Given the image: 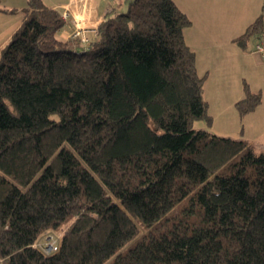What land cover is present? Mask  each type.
Returning <instances> with one entry per match:
<instances>
[{"label":"trees","instance_id":"trees-1","mask_svg":"<svg viewBox=\"0 0 264 264\" xmlns=\"http://www.w3.org/2000/svg\"><path fill=\"white\" fill-rule=\"evenodd\" d=\"M125 4L84 47L43 0H0L22 13L0 46V264H264V148L193 126L212 116L176 2ZM242 89L240 119L262 101Z\"/></svg>","mask_w":264,"mask_h":264},{"label":"crops","instance_id":"crops-1","mask_svg":"<svg viewBox=\"0 0 264 264\" xmlns=\"http://www.w3.org/2000/svg\"><path fill=\"white\" fill-rule=\"evenodd\" d=\"M127 0H43L46 5L66 11L65 25L58 31L61 39L71 38L76 30L74 16L84 17L83 25L96 26L102 21L113 5L124 6ZM191 20L184 28L186 44L194 50L196 66L200 74H205L204 98L212 119L232 115L236 132L241 138L264 148V56L253 52L256 37L246 47H242L235 38L243 33L249 23L261 15L264 36V0H174ZM26 2V0H25ZM15 0H2L5 7H22ZM61 8V10H60ZM21 12L0 11V46L8 40L19 26ZM83 29V28H82ZM91 29L79 31L88 39L95 34ZM87 42H82L85 47ZM81 44V45H82ZM82 45V46H83ZM209 79V83H208ZM251 89L260 90L261 103L241 119L234 106L235 101L243 96V82ZM208 83V89H206ZM207 93V94H206ZM208 95V96H207ZM242 126L239 130L238 126Z\"/></svg>","mask_w":264,"mask_h":264},{"label":"rangeland","instance_id":"rangeland-1","mask_svg":"<svg viewBox=\"0 0 264 264\" xmlns=\"http://www.w3.org/2000/svg\"><path fill=\"white\" fill-rule=\"evenodd\" d=\"M18 1L20 4L24 3L25 0H15ZM49 1H53V0H48V3H50ZM128 4L124 3L123 7H120V9L118 11H125L127 8ZM61 10V8H60ZM63 18H66L65 16H67V12L65 11L63 13ZM84 18V17H83ZM82 17H79L78 15L74 16V24H75V28L76 30L72 33L75 35H71L72 37L74 36H79V31L81 30H87V29H91V31L95 29L96 26H92V25H83L84 20L81 22V20L83 19ZM83 28V29H82ZM97 30V28L95 29V31ZM96 33V32H95ZM75 37V38H76ZM78 38V37H77ZM80 40L82 42H87V38L84 37L83 35L80 37ZM209 79H208V83H209ZM208 83L206 86V89H208ZM207 94V93H206ZM208 96V95H207ZM208 113L210 114V111L208 110ZM232 121V115L227 114L226 117H222V116H217L216 118L212 119L211 118V122L208 124L204 118H199V119H195L193 122V126L196 128H205L213 133L219 134V135H225V136H232V137H236V138H240L243 134L241 133H237L236 132V127H234V123L230 122ZM239 128V126H238ZM264 142V140H263ZM254 145V144H253ZM256 150H260V145H258V147L255 145ZM54 233H60L57 231H54ZM50 233H46L45 237L49 236ZM45 238L43 240H41L40 238L38 239V241L36 242V246H38V244H42L44 242ZM57 241V240H56ZM57 245H59V240L56 242Z\"/></svg>","mask_w":264,"mask_h":264},{"label":"built area","instance_id":"built-area-1","mask_svg":"<svg viewBox=\"0 0 264 264\" xmlns=\"http://www.w3.org/2000/svg\"><path fill=\"white\" fill-rule=\"evenodd\" d=\"M251 50L259 55L264 56V36H260L254 41ZM56 240L58 241V236H54L52 233H50L49 236L45 237L44 242L42 244H38L37 247H39L40 250L45 254L54 252L58 248V245L56 244L57 242Z\"/></svg>","mask_w":264,"mask_h":264}]
</instances>
